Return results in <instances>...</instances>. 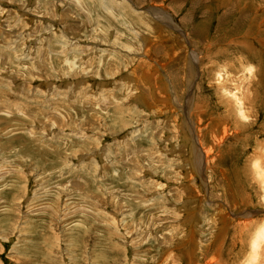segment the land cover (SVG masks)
<instances>
[{
  "label": "rangeland",
  "instance_id": "rangeland-1",
  "mask_svg": "<svg viewBox=\"0 0 264 264\" xmlns=\"http://www.w3.org/2000/svg\"><path fill=\"white\" fill-rule=\"evenodd\" d=\"M262 231L264 0H0V264H246Z\"/></svg>",
  "mask_w": 264,
  "mask_h": 264
},
{
  "label": "bare ground",
  "instance_id": "bare-ground-1",
  "mask_svg": "<svg viewBox=\"0 0 264 264\" xmlns=\"http://www.w3.org/2000/svg\"><path fill=\"white\" fill-rule=\"evenodd\" d=\"M245 69V68H244ZM252 72V71H251ZM238 105V104H237ZM240 106H241V104H240ZM244 107V106H243ZM241 113H242V116L244 117V116H246V115H244L243 113V111H244V109H242V106L240 107V110H239ZM245 118V117H244ZM244 231H245V229H244ZM244 233V232H243ZM264 242V231H262V232H260V233H258L256 236H255V238L252 240V242H251V249H252V251H253V254H252V256L254 257V256H256L257 254H258V252H259V250H260V248H261V246H262V243ZM253 257H251V259L250 260H248L249 262H247L246 264H254V262L256 261V259L255 258H253Z\"/></svg>",
  "mask_w": 264,
  "mask_h": 264
}]
</instances>
